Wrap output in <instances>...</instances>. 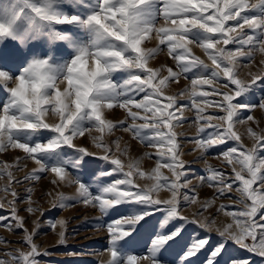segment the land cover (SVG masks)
<instances>
[{
    "label": "snow or ice",
    "instance_id": "1",
    "mask_svg": "<svg viewBox=\"0 0 264 264\" xmlns=\"http://www.w3.org/2000/svg\"><path fill=\"white\" fill-rule=\"evenodd\" d=\"M153 35L156 45L147 47ZM165 50L175 68L150 67ZM257 53L264 56V0H0V153H23L0 162V179L7 178L0 209L10 210L0 215V227L23 230L22 248L0 249V264H49L43 257L52 253L41 251L35 239L46 213L31 188L21 198L12 187L42 174H51L57 189L75 187L71 196L46 193L48 211L82 203L99 212L109 256L102 264H253L252 256L264 264V128L250 114L264 113V59L257 71L240 76ZM181 77L190 86L169 94ZM182 96L189 102L180 103ZM117 108L124 118L109 119ZM185 111L193 113L196 134L182 140L175 129L188 122ZM237 124L246 126L251 147ZM118 130L156 149L145 153L155 166L142 169V158L129 156L121 137L106 139ZM86 135L94 150L76 144ZM184 143L193 145L189 151L198 159L217 152L223 168L206 166L192 184ZM29 160L36 167L17 179L14 171ZM204 185L214 190L211 200L198 198L196 188ZM162 191L166 198H159ZM21 199L23 211L40 213L31 231L17 208ZM216 199L240 207L217 208L230 222L215 228L213 243L216 220L205 213ZM186 205L196 206L191 218L182 214ZM67 223L47 222L58 229L61 245Z\"/></svg>",
    "mask_w": 264,
    "mask_h": 264
},
{
    "label": "rangeland",
    "instance_id": "2",
    "mask_svg": "<svg viewBox=\"0 0 264 264\" xmlns=\"http://www.w3.org/2000/svg\"><path fill=\"white\" fill-rule=\"evenodd\" d=\"M162 23V21L160 22ZM156 45V39L153 35L150 42L146 44L147 47H155ZM231 47V46H228ZM193 54L196 56H199L201 59L205 61V63L209 64L211 67V62L207 60V58L204 56L202 51L198 47L192 48ZM264 59V56H261V54L257 53L251 62V64L248 67H242L240 70V76L241 78H244L246 74L250 71L255 72L260 67V60ZM162 65L173 67L175 68L174 61L167 55L166 50L159 53L154 59H152L149 62V66L153 68L161 67ZM163 75H166L167 73H162ZM190 86V80L185 79L184 77H181L178 83H172L169 88L166 90L169 94L174 92H180L186 87ZM207 88V86H205ZM180 103H188V99L186 96H182L179 98ZM209 111H212V109H209ZM252 114L257 121H259V127L264 128V113H262L259 110L253 111ZM245 114L242 113V116ZM185 117L188 118V122L178 126L175 131L180 134V138L183 140L184 137L191 138L196 134L195 126L192 123V117L193 113L189 111H185ZM108 118L112 119L114 121L121 120L124 118V113L120 109H115L114 111L108 113ZM213 123H218L217 121H213ZM253 127H256V125H253ZM236 130L240 132L243 136V143L247 147H251V140H249L246 136V126L237 124ZM91 135H99L95 130L92 131ZM117 137H121L120 140L121 147H124L127 145L128 147V154L131 157H141L140 161V167L144 170H150L152 167L155 166V158L149 159L145 156V153H155L156 149L154 148H148L145 146H142L140 143H138L136 140H133L131 136L128 133H124L122 131H116L113 136L106 137V139H115ZM76 144L79 146H83L88 148L89 150H94L91 143V138L89 135H86L84 137H77L76 138ZM193 147L190 143H184L183 145V152L186 153L183 155V159L188 162V166L191 170V175H189V180L192 184L196 185L198 184L197 177L200 175H204L206 166H212L215 168H223V164L220 159H217L218 153L215 151L209 152V154L203 156L202 159H198L197 157L200 155L197 152H190L189 150ZM23 156V153L20 150H11L9 149L6 152L0 153V162H8L12 163L15 161L16 157ZM27 168H23V165L21 167L23 170L21 171H14V176L17 179L22 180L25 173L30 171L32 168L36 167V165L31 161H27ZM103 163V162H101ZM125 163H127V160H125ZM165 175H170L166 169L163 170ZM226 172H230V169H225ZM43 178L38 181H27V182H21L18 184H13L12 187L14 190L18 193L19 197L23 198L26 196V189L31 188L32 189V199L37 202V204L41 207L42 210L45 211V224L42 226L40 234L35 238L36 242L40 245L41 251L44 249H48L52 255L43 257L44 261L49 262V264H102V262H106L109 258L107 251L105 250V246L107 244V233L106 229L99 226L97 222V217H99V212L90 207V206H84L82 203H77L74 207H66L62 210L59 209H53L51 211H48L50 208V196L45 195L46 193H55L56 191L64 192L66 195H74L75 193V187H64L61 186L59 189H57L52 183L51 180L53 177L51 174H42ZM119 178V177H114ZM136 183L139 184L141 187H143L145 181L137 178ZM7 184V178L0 179V185ZM196 193H198V198L203 201L204 199L211 200L214 195V190L207 185H204L202 187L196 188ZM166 192L159 193V198H166L167 197ZM233 195H236L233 193ZM5 194L0 191V197H4ZM11 195H8L6 197V200H11ZM229 205L228 208L225 209V212L227 211H235L237 210L239 205H235L232 201L227 199H216L214 202V206L209 209L208 212L205 213V215H208L209 213L213 214L216 220V224L213 225L211 237L212 242L215 243L218 239L217 234L215 232V228L218 226H223L224 224L230 222V218L225 215L224 212H217V208L221 205ZM17 208L21 209L20 215L26 218L25 221V228H27L29 231L32 229V221H34L37 217L40 216V213L37 212L35 214H28L27 212L23 211L22 209L25 208V203L23 202V199L20 200L19 203H17ZM196 206L195 205H186L183 210L182 214L188 216L191 218L192 213L195 211ZM9 209L7 205L3 209H0V215L7 216L9 214ZM66 219L68 221L67 223V239L66 243L61 245L58 243V236H57V230H52L47 227L48 221H54L58 219ZM202 219V217H201ZM195 225L189 226L188 231L192 232L193 229H195ZM23 233V230H18L15 234L12 232H9L6 228L0 227V238H6L7 241H10L11 243L5 244L0 243V249L2 250H13L17 248H22V245L19 243L21 239V235ZM203 234V233H202ZM147 242V235L145 234L143 236L142 243ZM235 247V246H230ZM22 250H27L26 248ZM142 251V249L138 248L137 252ZM67 252H74V253H80L81 255H73L68 256L65 255ZM2 255V253H0ZM204 254L202 253L201 256ZM245 255H251L246 254ZM262 259L260 257L252 256L253 264H258V261ZM141 264H146V262L141 261Z\"/></svg>",
    "mask_w": 264,
    "mask_h": 264
}]
</instances>
